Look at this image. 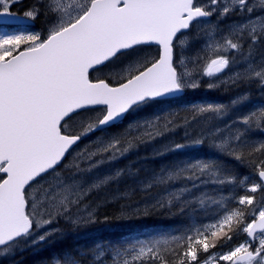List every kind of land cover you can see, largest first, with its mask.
<instances>
[{
    "label": "snow or ice",
    "instance_id": "obj_1",
    "mask_svg": "<svg viewBox=\"0 0 264 264\" xmlns=\"http://www.w3.org/2000/svg\"><path fill=\"white\" fill-rule=\"evenodd\" d=\"M20 2L0 0V255L60 238L62 221L73 230L99 222L89 194L124 174H105L102 166L177 126L174 114L136 119L142 112L197 89L203 77L214 78L209 90L217 81L264 86V55L253 59L254 47L264 44V0H33L22 16L11 10ZM257 10L261 15L253 16ZM233 14L248 15L222 27ZM41 17L42 31L3 30ZM235 61L245 62L244 72L220 79ZM227 113L223 104L192 106L188 142L164 145L157 154L211 141L219 153L244 161L238 147L264 110L238 118L248 128L235 131L220 126ZM194 125L200 127L190 135ZM85 139L92 147H80ZM253 167L259 182L248 185L212 159L162 168L144 183L146 191L165 188L152 208L192 205L205 218L123 246L98 244L92 255L112 264H264V160ZM202 185L215 187L194 195ZM227 186L242 194L226 196ZM149 214L127 206L116 219ZM54 264L82 259L69 252Z\"/></svg>",
    "mask_w": 264,
    "mask_h": 264
},
{
    "label": "trees",
    "instance_id": "obj_2",
    "mask_svg": "<svg viewBox=\"0 0 264 264\" xmlns=\"http://www.w3.org/2000/svg\"><path fill=\"white\" fill-rule=\"evenodd\" d=\"M32 2L33 0L23 2L22 9L24 10ZM3 30L12 32V27H3ZM244 92H249L246 95L247 100L233 107L231 105L232 100L237 99ZM202 103L226 105L228 113L224 121L219 122L220 126L223 127L225 123H229L233 125V131L236 129L245 130L248 126L239 123L238 118L251 111L259 113L264 110V87L259 82L242 81L238 85L227 86L211 93L206 92L204 87L201 86L198 90L186 91L182 97L170 104L148 109L142 114L153 117L155 116L154 110H157L162 117L174 114L172 118H174L177 125L172 132L169 131L164 135L165 139L160 140L158 150H161L164 145L187 142L182 139L185 137V121L192 118V106ZM199 127L200 125H194L187 128V130L191 135L198 131ZM263 128L264 119H260L259 127L253 124L251 129L245 132V136L242 138L243 143L238 147V150L242 151L246 157L244 161H238L228 155L219 153L211 146V141L196 148L166 155H158V150L147 149V147H143L141 143H138L137 147L130 150L126 155L113 161L112 167L115 168L114 170H123L124 174L118 180L104 185L97 192L90 193L86 201V203L99 205L97 208L99 221L96 223L97 225H105L102 221L105 216L109 217L106 229H94L92 233L95 235L85 237L82 240L78 238L82 228L73 230L62 221L58 224V228L63 233L60 238L52 239L51 242L34 248H26L15 255H0V264H54L56 258L69 252L77 254V258L82 259V264H108L109 262V264H112L107 256L96 262L91 259L93 256L92 250L96 245L102 244V247L108 245L123 246L133 242L136 238L150 237L155 233L174 232L183 228L186 224L203 220L206 214L192 205L174 203L171 207L153 209L152 205L164 194L165 188L155 186L146 191L144 183L154 174H159L162 168L186 159L195 160L198 158L216 160L237 180L243 179L245 185L257 183L259 179L253 165L264 160V148H261V145H264ZM115 131L123 130L120 128ZM168 133L173 134L172 136L175 135V140L172 143L171 141L168 143ZM255 148H261V150L254 151ZM214 187L213 185H202L199 189L194 190V195H199L201 191L212 193ZM242 191V188L227 186L224 189V194L226 196L239 195L242 194ZM257 198L259 199V194H257ZM127 206L138 208L141 213L147 209L150 214L128 220L116 219L120 214V210ZM181 208H183V211H181ZM80 253L85 255L81 256ZM10 257H12V263L9 260Z\"/></svg>",
    "mask_w": 264,
    "mask_h": 264
},
{
    "label": "rangeland",
    "instance_id": "obj_3",
    "mask_svg": "<svg viewBox=\"0 0 264 264\" xmlns=\"http://www.w3.org/2000/svg\"><path fill=\"white\" fill-rule=\"evenodd\" d=\"M203 2H205V1H203ZM227 2V0H222V3H226ZM205 3H207V2H205ZM247 15L248 14H242V15H229L228 17H225L224 18V21H223V23H222V27H224V26H230V25H232L234 22L235 23H241V22H243L245 19H247ZM253 16H260L261 15V13L259 12V10H257L256 12H254L253 14H252ZM233 17H235V18H233ZM211 21L213 22V23H217L218 21H217V18L214 20H212L211 19ZM18 31H26V30H18ZM13 32V31H12ZM246 51H247V49H246ZM262 55H264V44H258V45H256L255 47H254V49H253V59L256 61V62H260V60H261V56ZM202 66H203V62H202ZM244 68H245V62H243V61H235V62H233L231 65H230V67H229V69H227L226 70V72L225 73H223V74H221V77H220V79H227L228 77H231L234 73H243L244 72ZM214 78H208V77H203L202 78V80H201V82H200V87L201 86H203L204 87V90L206 91V92H216V90H219V89H223L224 87H227V86H233V84H231V83H219V81H217V83H218V86L217 87H215V88H213V89H211V90H209L208 88H207V83L208 82H210L211 80H213ZM245 81H247V80H245ZM251 83H255V82H257V81H255V80H253V81H250ZM260 84V83H259ZM261 85V84H260ZM262 86V85H261ZM200 87H198L197 89H195V90H198ZM264 87V86H263ZM247 93H249V92H244L243 93V95H241L240 97H246V95H247ZM239 98V97H238ZM247 99H245L243 102H245ZM242 102V103H243ZM256 108V107H255ZM251 112H254V111H251ZM250 112V113H251ZM250 113H248V114H250ZM248 114H246V115H248ZM264 129V128H263ZM176 130H177V128H176ZM173 131V130H172ZM171 131V132H172ZM185 131H186V128H184V133H185ZM188 131V130H187ZM189 132V131H188ZM173 134H171V133H168V136H169V139H168V143H169V141H171V143L175 140V135L174 136H172ZM167 136V135H166ZM163 139H165V136H163V137H160V138H158V139H156V140H153V141H146V142H144V143H141V146H143V147H147V149L148 148H152L153 150H158L159 149V146H160V140H163ZM182 139H184L183 141H186V139H185V137L184 138H182ZM86 141H88V143H87V145H85V146H83V144H81L80 145V147L81 148H84V147H92V144H91V142L87 139ZM167 141V140H166ZM188 142V141H187ZM167 144V143H166ZM159 151V150H158ZM157 151V152H158ZM112 165H113V162L111 163V164H105V165H103L102 166V168L100 169V171H102L103 173H105V174H107V173H110V172H115V168H113L112 167ZM103 187V186H102ZM98 190H100V189H96V190H94L93 192L95 193V192H97ZM92 193V192H91ZM106 226H108V225H97V224H93V225H89V226H87V227H82V231H81V233L79 234V236H78V238L79 239H82L83 240V238H85V237H88V236H92V235H95L94 233H92L93 232V230L94 229H102V230H104V229H106L105 227ZM57 227H58V225H57ZM99 245H102V244H99ZM84 252V251H83ZM80 255L81 256H84L85 254L84 253H80ZM105 257H102L101 259H99V260H103ZM91 259L94 261V262H96V261H99V260H96L95 258H94V256H92L91 257ZM109 264V263H108Z\"/></svg>",
    "mask_w": 264,
    "mask_h": 264
},
{
    "label": "flooded vegetation",
    "instance_id": "obj_4",
    "mask_svg": "<svg viewBox=\"0 0 264 264\" xmlns=\"http://www.w3.org/2000/svg\"><path fill=\"white\" fill-rule=\"evenodd\" d=\"M29 0H21L20 3L14 4L12 7V11L22 15L23 14V9H22V3L23 2H28ZM205 2H207V0H203ZM210 20L212 19H216V17H212L209 18ZM4 27H12V31H18V30H31V31H42L45 27H46V23H45V19L43 17L37 19L36 21H32V23H30L29 25H15L12 24V26H4ZM143 113V112H142ZM137 117L136 119L138 120H147V119H151L152 117L150 116H146L144 114H142ZM154 115H159V112L157 110H154ZM127 128V125H123L121 127V129L124 131ZM87 139H85L81 144H83V146L87 145L88 141H86ZM80 144V145H81ZM10 262L12 261V257L9 258ZM12 263V262H11Z\"/></svg>",
    "mask_w": 264,
    "mask_h": 264
},
{
    "label": "water",
    "instance_id": "obj_5",
    "mask_svg": "<svg viewBox=\"0 0 264 264\" xmlns=\"http://www.w3.org/2000/svg\"><path fill=\"white\" fill-rule=\"evenodd\" d=\"M20 15V14H19ZM22 16V15H21ZM30 23H32V21H27V20H21L15 23V25H29ZM184 94V93H183ZM182 94V95H183Z\"/></svg>",
    "mask_w": 264,
    "mask_h": 264
},
{
    "label": "bare ground",
    "instance_id": "obj_6",
    "mask_svg": "<svg viewBox=\"0 0 264 264\" xmlns=\"http://www.w3.org/2000/svg\"><path fill=\"white\" fill-rule=\"evenodd\" d=\"M110 263V262H109Z\"/></svg>",
    "mask_w": 264,
    "mask_h": 264
}]
</instances>
